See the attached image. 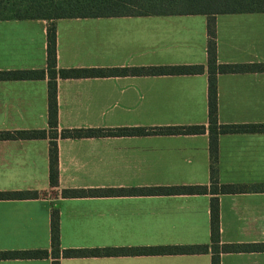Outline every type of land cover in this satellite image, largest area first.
<instances>
[{
	"label": "crops",
	"instance_id": "obj_1",
	"mask_svg": "<svg viewBox=\"0 0 264 264\" xmlns=\"http://www.w3.org/2000/svg\"><path fill=\"white\" fill-rule=\"evenodd\" d=\"M219 63H264V12L219 13ZM45 19L0 20V70L46 67ZM57 68L198 64L182 75L56 79L57 128L208 124L207 16L149 14L58 18ZM217 119L264 124V71L216 75ZM48 129V79H0V130ZM58 186L49 183V138L0 140V251L49 249L50 209L60 248L210 242V194L129 192L62 196V189H131L209 183V135L56 138ZM220 183H264V131L217 136ZM221 243H264V191L218 195ZM0 264H51L50 258ZM59 264H211V253L61 257ZM220 264H264L263 251L222 252Z\"/></svg>",
	"mask_w": 264,
	"mask_h": 264
},
{
	"label": "trees",
	"instance_id": "obj_2",
	"mask_svg": "<svg viewBox=\"0 0 264 264\" xmlns=\"http://www.w3.org/2000/svg\"><path fill=\"white\" fill-rule=\"evenodd\" d=\"M264 12V0H0V20L45 19L50 23L46 32V67L38 69L0 70V79H48V129L0 130V140L49 138V183L58 186L56 138L127 135V134H196L207 130L209 135V183L206 185H176L131 189H62V196L83 194H114L140 192L148 194H210V242L208 244H176L138 247L60 248L59 215L50 209V248L0 251V259L50 258L51 264H59L61 257L163 255L211 253V264H220L222 252L263 251L264 243H221L219 228L218 195L245 191H264L260 184H224L217 175V136L229 132H261L264 124H222L217 119L216 75L264 71V63H219L216 54L215 20L219 13ZM149 14H205L207 16V126L174 125L156 127L117 128H57L56 79L88 76L126 75H182L204 71L203 65L175 64L150 66L57 68L56 33L53 21L58 18L98 17ZM44 195L39 190H0V199H28Z\"/></svg>",
	"mask_w": 264,
	"mask_h": 264
}]
</instances>
